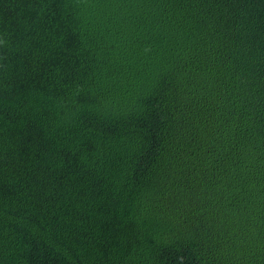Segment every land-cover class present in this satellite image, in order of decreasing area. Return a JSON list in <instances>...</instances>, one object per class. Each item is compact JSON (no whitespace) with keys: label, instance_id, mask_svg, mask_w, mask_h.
Returning <instances> with one entry per match:
<instances>
[{"label":"trees","instance_id":"obj_1","mask_svg":"<svg viewBox=\"0 0 264 264\" xmlns=\"http://www.w3.org/2000/svg\"><path fill=\"white\" fill-rule=\"evenodd\" d=\"M0 264H264V0H0Z\"/></svg>","mask_w":264,"mask_h":264}]
</instances>
